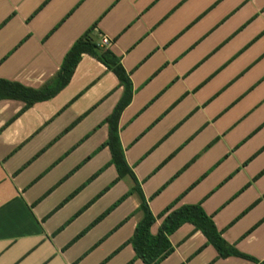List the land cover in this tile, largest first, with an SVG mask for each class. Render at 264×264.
Masks as SVG:
<instances>
[{"label": "crops", "instance_id": "1", "mask_svg": "<svg viewBox=\"0 0 264 264\" xmlns=\"http://www.w3.org/2000/svg\"><path fill=\"white\" fill-rule=\"evenodd\" d=\"M88 31L133 82L120 138L152 232L201 204L248 256L186 222L159 264H264V0H0V79L46 86ZM123 91L85 53L55 97L0 100V264H146L134 180L102 147Z\"/></svg>", "mask_w": 264, "mask_h": 264}, {"label": "trees", "instance_id": "2", "mask_svg": "<svg viewBox=\"0 0 264 264\" xmlns=\"http://www.w3.org/2000/svg\"><path fill=\"white\" fill-rule=\"evenodd\" d=\"M85 53L92 55L105 64L116 74L120 85L124 87L122 97L106 120L109 125V137L102 147L110 148L112 154L111 162L118 170L119 176L114 183L128 175L133 178L135 183L130 192L120 202L132 193H138L141 199L138 210L143 212V217L137 224L135 233L130 241L134 246L137 258L142 259L146 264H159L165 260L174 252L170 235L186 222L194 224L196 229L201 230L208 238L209 243L214 245L222 257H248L225 240L215 221L201 204L184 205L172 211L164 219L158 233L154 234L152 232V227L157 221L156 216L153 214L140 182L126 159L120 138V118L133 99V82L130 74L123 66L121 58L113 50L99 44L90 31L86 32L74 43L65 56L59 72L46 86L36 89L17 81L0 79V100L16 99L24 101L25 110L38 102L55 97L69 84L76 67L82 59V55ZM170 209L171 207L167 210Z\"/></svg>", "mask_w": 264, "mask_h": 264}, {"label": "built area", "instance_id": "3", "mask_svg": "<svg viewBox=\"0 0 264 264\" xmlns=\"http://www.w3.org/2000/svg\"><path fill=\"white\" fill-rule=\"evenodd\" d=\"M104 43H105V44L109 43V39H108V38H105V39H104Z\"/></svg>", "mask_w": 264, "mask_h": 264}]
</instances>
